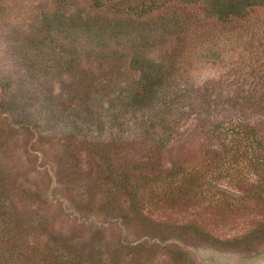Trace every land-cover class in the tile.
<instances>
[{"label":"rangeland","instance_id":"rangeland-1","mask_svg":"<svg viewBox=\"0 0 264 264\" xmlns=\"http://www.w3.org/2000/svg\"><path fill=\"white\" fill-rule=\"evenodd\" d=\"M190 6L0 0V264H264V7Z\"/></svg>","mask_w":264,"mask_h":264},{"label":"trees","instance_id":"trees-1","mask_svg":"<svg viewBox=\"0 0 264 264\" xmlns=\"http://www.w3.org/2000/svg\"><path fill=\"white\" fill-rule=\"evenodd\" d=\"M186 4L197 7L202 17L215 19L220 23H229L233 20H247L251 12L257 7H264V0H184ZM151 5V6H150ZM141 5V6H121L115 5L113 8L118 13H125L137 17H144L148 12L158 8L157 5ZM190 6V7H191ZM236 136L243 139H249L246 136L245 128L240 127Z\"/></svg>","mask_w":264,"mask_h":264}]
</instances>
